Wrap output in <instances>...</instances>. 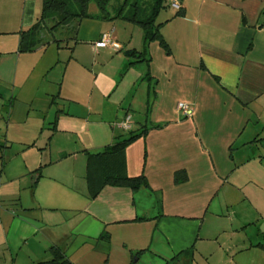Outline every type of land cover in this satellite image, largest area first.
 <instances>
[{"label":"crops","instance_id":"0c3cea01","mask_svg":"<svg viewBox=\"0 0 264 264\" xmlns=\"http://www.w3.org/2000/svg\"><path fill=\"white\" fill-rule=\"evenodd\" d=\"M40 7L0 0V264L51 247L72 264H264V0H181L167 51L93 4L71 42L21 52ZM106 32L119 48L96 46ZM132 136L107 176L137 189L91 156Z\"/></svg>","mask_w":264,"mask_h":264},{"label":"trees","instance_id":"16d2710c","mask_svg":"<svg viewBox=\"0 0 264 264\" xmlns=\"http://www.w3.org/2000/svg\"><path fill=\"white\" fill-rule=\"evenodd\" d=\"M40 2V12L35 22L20 32L19 50L21 52L31 51L39 46L43 42L41 36L43 31L55 42L59 41L55 33L62 28L74 25L75 31L79 20L93 16L89 12L92 4L98 9L95 17L111 20L123 19L136 24L143 30L144 42L158 40L167 51V44L160 34L162 23H157L156 19L162 9L170 6L168 0H40ZM132 55L136 54L133 52ZM134 138L135 136H132L123 141V145L117 144L91 156L95 157L102 167L106 179H112L132 189H137L145 184V178L142 175L129 177L120 173L112 178L107 176L110 160L116 156L123 163L124 146ZM49 252L51 254L49 259L33 264H72L59 247H51Z\"/></svg>","mask_w":264,"mask_h":264},{"label":"built area","instance_id":"2783aa9c","mask_svg":"<svg viewBox=\"0 0 264 264\" xmlns=\"http://www.w3.org/2000/svg\"><path fill=\"white\" fill-rule=\"evenodd\" d=\"M169 5L180 9L181 0H168ZM96 46H110L113 48H119V44L112 38L109 32L103 33L99 41L96 42ZM177 108L181 110L185 115L191 114V109L188 104L178 103ZM115 125L123 130H129L131 128V115L126 114L121 120L117 121ZM264 159V155L262 156Z\"/></svg>","mask_w":264,"mask_h":264},{"label":"rangeland","instance_id":"374dc122","mask_svg":"<svg viewBox=\"0 0 264 264\" xmlns=\"http://www.w3.org/2000/svg\"><path fill=\"white\" fill-rule=\"evenodd\" d=\"M93 5V4H92ZM176 8L172 7V6H167L166 8L162 9L159 13V15L157 16L156 22L157 23H164L166 22L167 18H170L171 16L174 15ZM174 12V13H173ZM74 25H70L68 27H64L61 30H59L58 32L55 33L56 37H68V41L71 42V40L69 39V37H73L74 35ZM42 41H46L49 40L51 37L45 32H42ZM62 43H64L66 45V42L63 41Z\"/></svg>","mask_w":264,"mask_h":264}]
</instances>
